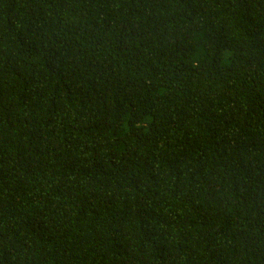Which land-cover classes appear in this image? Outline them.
<instances>
[{
	"label": "trees",
	"instance_id": "16d2710c",
	"mask_svg": "<svg viewBox=\"0 0 264 264\" xmlns=\"http://www.w3.org/2000/svg\"><path fill=\"white\" fill-rule=\"evenodd\" d=\"M0 264H264V0H0Z\"/></svg>",
	"mask_w": 264,
	"mask_h": 264
}]
</instances>
